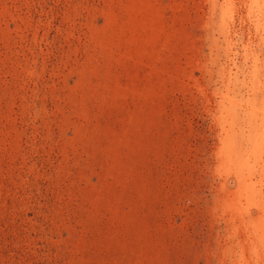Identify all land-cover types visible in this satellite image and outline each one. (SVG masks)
Wrapping results in <instances>:
<instances>
[{"label":"rangeland","instance_id":"obj_1","mask_svg":"<svg viewBox=\"0 0 264 264\" xmlns=\"http://www.w3.org/2000/svg\"><path fill=\"white\" fill-rule=\"evenodd\" d=\"M0 264H264V0H0Z\"/></svg>","mask_w":264,"mask_h":264}]
</instances>
